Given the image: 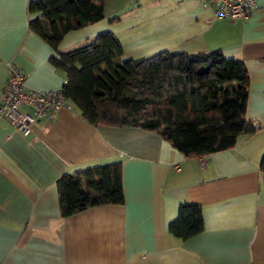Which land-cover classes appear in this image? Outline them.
Wrapping results in <instances>:
<instances>
[{
	"label": "crops",
	"instance_id": "0c3cea01",
	"mask_svg": "<svg viewBox=\"0 0 264 264\" xmlns=\"http://www.w3.org/2000/svg\"><path fill=\"white\" fill-rule=\"evenodd\" d=\"M28 1L0 0V95L10 63L27 90L57 89L64 77L49 62L55 51L28 28ZM138 1L157 7L160 0ZM130 8L104 0L105 17L120 14L106 22L130 24L145 41L138 51L158 31L151 14L136 18ZM80 32L66 35L59 51L77 47ZM165 41L169 50L219 48L241 59L249 75L245 117L262 128L232 149L187 158L154 132L91 125L68 101L28 135L0 117V264H264V0L245 19L214 18L198 0H165ZM113 160L122 163L124 203L61 218L56 179ZM185 201L201 204L204 228L181 240L167 223Z\"/></svg>",
	"mask_w": 264,
	"mask_h": 264
},
{
	"label": "trees",
	"instance_id": "16d2710c",
	"mask_svg": "<svg viewBox=\"0 0 264 264\" xmlns=\"http://www.w3.org/2000/svg\"><path fill=\"white\" fill-rule=\"evenodd\" d=\"M28 28L55 54L49 62L67 77L65 101L91 125L136 127L158 134L187 158L235 147L241 135L258 132L245 117L249 75L241 59L219 48L161 50L122 59L123 46L111 30L66 51L68 32L101 21L104 0H29ZM111 16L109 23L119 21ZM264 191V151L259 160ZM58 209L67 218L92 207L124 203L121 160L86 166L56 179ZM204 228L201 204L181 202L167 231L185 240Z\"/></svg>",
	"mask_w": 264,
	"mask_h": 264
},
{
	"label": "built area",
	"instance_id": "2783aa9c",
	"mask_svg": "<svg viewBox=\"0 0 264 264\" xmlns=\"http://www.w3.org/2000/svg\"><path fill=\"white\" fill-rule=\"evenodd\" d=\"M213 7L217 19H245L257 5V0H198ZM63 77L61 86L50 90H27L24 75L16 65L9 64V73L0 95V117L22 135L31 132L32 125L40 120H51L52 115L65 104ZM203 163V161L201 162Z\"/></svg>",
	"mask_w": 264,
	"mask_h": 264
},
{
	"label": "rangeland",
	"instance_id": "374dc122",
	"mask_svg": "<svg viewBox=\"0 0 264 264\" xmlns=\"http://www.w3.org/2000/svg\"><path fill=\"white\" fill-rule=\"evenodd\" d=\"M127 2L131 5V10H134L133 15H135L134 17L138 18L141 16H146L151 14L153 17V21L152 23L155 24V29L158 32H155L151 37V39H146L147 42L149 43V46H146L144 48H142L141 50H138L139 42L141 44H143V42L145 41H139L138 39H136V36H134V34H132L131 29H130V24L129 25H125V24H119L117 25H113V24H109L107 21L108 17H104L103 20L97 22L96 24H93L92 26L89 25L85 28H81L78 30H73L68 32L67 35H72V33L75 32H80L77 36L78 39L82 40L81 43H78L79 46L80 44H85L87 43V37H90L96 33L102 32V31H107V30H111L112 32H115L116 36L121 40L122 45H123V54H122V59H128V58H134V57H138V56H144V57H148L156 52H159L161 50H169L168 47V42L165 41V0H160L157 2V4H159V6H153L156 5L153 1L151 4L152 6H146V5H142L140 3V1L138 0H127ZM159 14V15H158ZM105 15V12H104ZM115 15H120L119 13L115 14ZM113 16V15H111ZM151 17V18H152ZM132 21H133V17L130 16L129 17ZM158 18L160 20H158ZM126 20H128L126 18ZM162 21V23H158ZM108 23V25L106 24ZM133 26H137L134 24V21L132 23ZM89 27V28H88ZM110 28V29H108ZM75 46V45H74ZM137 51V53H135ZM134 54H137L136 56H133Z\"/></svg>",
	"mask_w": 264,
	"mask_h": 264
},
{
	"label": "bare ground",
	"instance_id": "6f19581e",
	"mask_svg": "<svg viewBox=\"0 0 264 264\" xmlns=\"http://www.w3.org/2000/svg\"><path fill=\"white\" fill-rule=\"evenodd\" d=\"M3 118V117H2Z\"/></svg>",
	"mask_w": 264,
	"mask_h": 264
}]
</instances>
